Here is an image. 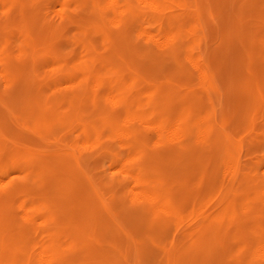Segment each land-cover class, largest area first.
Here are the masks:
<instances>
[{
    "label": "rangeland",
    "instance_id": "374dc122",
    "mask_svg": "<svg viewBox=\"0 0 264 264\" xmlns=\"http://www.w3.org/2000/svg\"><path fill=\"white\" fill-rule=\"evenodd\" d=\"M138 1L0 0V264H264V0Z\"/></svg>",
    "mask_w": 264,
    "mask_h": 264
},
{
    "label": "bare ground",
    "instance_id": "6f19581e",
    "mask_svg": "<svg viewBox=\"0 0 264 264\" xmlns=\"http://www.w3.org/2000/svg\"><path fill=\"white\" fill-rule=\"evenodd\" d=\"M139 1H140V0H139ZM139 1H138V2H139ZM144 1H146V2L149 4V7H150V6H154V7H155V6L158 5V3H157L155 0H144ZM246 1H247V0H246ZM183 3H184V2H183ZM141 4H142V3H141ZM147 6H148V5H147ZM171 6H172V5H171ZM183 7H184V6H183ZM152 8H153V7H152ZM117 12H118V11H117ZM98 13H99V11H98ZM100 13H102V11H101ZM118 14H121V13H117V15H118ZM4 17H5V16H4ZM109 21H111V20H109ZM110 23H111V22H110ZM113 23H114V22H113ZM115 24H117V23H115ZM115 24H114V25H115ZM111 27H112V25H111ZM125 27H126V26H125ZM125 27H124V28H125ZM126 28H127V27H126ZM96 29H98V28H96ZM105 29H107V28H105ZM116 30H117V29H116ZM90 31H91V30H90ZM90 31H89V32H90ZM100 31H101V30H100ZM102 31H103V30H102ZM123 31H124V30H123ZM96 33H97V32H96ZM7 35H8V34H7ZM93 35H95V34H93ZM96 35H97V34H96ZM91 36H92V35H91ZM145 36H146V35H145ZM185 36H186V35H185ZM186 37H187V36H186ZM165 38H166V37H165ZM60 39H61V38H60ZM237 39H238V37H237ZM62 40H63V39H62ZM150 40H154V37L151 36V37H150ZM63 41H64V40H63ZM190 41H191V40H190ZM26 42H27V41H26ZM64 43H65V41H64ZM10 44H11V43H10ZM19 44H21V43H19ZM100 44H101V43H100ZM158 44H159V43H158ZM22 45H23V44H22ZM24 45H25V43H24ZM156 45H157V44H156ZM40 48H41V47H40ZM45 49H46V48H45ZM155 49H158V48L155 47ZM41 50H42V49H41ZM117 50H118V49H117ZM49 51H50V50H49ZM23 52H24V51H23ZM50 52H51V51H50ZM72 52H73V51H72ZM54 53H55V52H54ZM56 53H57V52H56ZM12 54H13V53H12ZM10 55H11V54H10ZM13 55H14V54H13ZM18 55H19V54H18ZM113 56H114V55H113ZM113 56H112V57H113ZM37 57H38V56H37ZM51 60H53V59H51ZM56 60H58V59H56ZM86 65H87V63H86ZM192 65L194 66V68L198 66V65H197V62H192ZM20 67H21V66H20ZM190 67H191V66H190ZM21 68H22V67H21ZM211 69H212V68H211ZM211 69H210V70H211ZM17 70H18V69H17ZM197 70H198V69H197ZM200 72H201V71H200ZM200 72H198V74H199ZM80 73H81V72H80ZM76 74H77V73H76ZM202 75H203V74H202ZM59 77H60V76H59ZM90 77H92V76H90ZM201 77H202V76H201ZM253 77H255V76H253ZM92 78H93V77H92ZM132 79H133V78H132ZM187 79H188V78H187ZM236 79H237V78H236ZM240 79H241V78H240ZM253 79H254V78H253ZM112 81H115V80H112ZM87 84H88V83H87ZM114 84H115V83H114ZM117 84H118V83H117ZM117 84H115V85H117ZM210 86L212 87L211 84H210ZM73 87H74V86H73ZM114 87H115V86H114ZM214 88H215V86H214ZM61 90H62V89H61ZM207 96H208V95H207ZM109 100H110V99H109ZM227 102H228V101H227ZM110 104H111V103H110ZM8 106H9V105H8ZM8 106H6V107L8 108ZM9 108H10V107H9ZM194 109H195V108H194ZM196 110H198V109H196ZM200 111H201V110H200ZM5 112H7V111H5ZM0 119H1V118H0ZM197 119H200V118H197ZM200 120H201V119H200ZM176 121H179V120H176ZM175 123H176V122H175ZM175 123H174V124L171 123L172 125H170V126L168 127V129H165V131L168 130V132H169V128H170V127H175ZM177 124H179V122H177ZM177 124H176V125H177ZM173 125H174V126H173ZM200 125H201V124H200ZM144 126H145V125H144ZM177 126H178V125H177ZM198 126H199V125H198ZM148 128H149V127H148ZM87 129H88V127H87ZM91 129H92V128H91ZM96 129H97V128H96ZM170 129L172 130V128H170ZM88 130H89V129H88ZM148 130H149V129H148ZM156 130L160 131V130H161L160 126H157ZM174 130H175V128H174ZM95 131H97V130H95ZM98 131H99V130H98ZM101 131H102V130H101ZM101 131H99V132H101ZM179 131H180V130H179ZM200 131H201V133H202V131H204V130H200ZM75 132H76V131H75ZM89 132H90V131H89ZM91 132H92V131H91ZM168 132H166V134H167ZM207 132H211V131L209 130V131H207ZM173 133H174V132H173ZM201 133H199V134H201ZM169 134H170V132H169ZM202 134H203V133H202ZM167 135H168V134H167ZM167 135H166V136H167ZM175 135H178V134H175ZM197 136H198V133H197ZM197 136H196V137H197ZM170 137L172 138V136H169V137H167V140H168V138H170ZM201 137H202V135H201ZM119 138H120V137H119ZM171 138H170V139H171ZM199 138H200V137H199ZM199 138H198V139H199ZM117 139H118V138H117ZM170 139H169V140H170ZM172 139H173V138H172ZM99 140H100V139H99ZM132 140H133V139H132ZM169 140H168V141H169ZM174 140H176V139H175V136H174ZM20 141H21V140H20ZM21 142H22V141H21ZM3 146H4V145H3ZM16 151H18V150H16ZM75 154L77 155V152H76ZM86 167H87V166H86ZM3 169H4V168H3ZM3 169L0 168V170H3ZM5 169H6V167H5ZM67 169H69V168H67ZM99 169H100V168H99ZM226 169H227V168H226ZM56 170H57V169H56ZM87 170H88V169H87ZM109 170H110V169H109ZM88 171H90V170H88ZM92 171H95V170H91V172H92ZM115 171L117 172V169H116ZM223 171H224V170H223ZM51 172H52V171H50V173H51ZM60 172H61V171H60ZM97 172H98V171H97ZM109 173H110V172H109ZM16 174H17V172H16ZM42 174H44V173H42ZM101 174H102V173H101ZM92 175H93V174H92ZM10 176H11V175H10ZM39 176H41V174H39ZM90 176H91V175H90ZM35 177H36V176H35ZM144 177H145V176H144ZM6 179H7V178H6ZM53 179H54V178H53ZM53 179H51V180H53ZM55 182H56V181H55ZM58 183H59V182H58ZM133 184H134V183H133ZM131 185H132V184H131ZM131 185H130V186H131ZM0 186H1V184H0ZM132 186H133V185H132ZM132 186H131V188H133ZM139 186H140V185H139ZM109 191H110V190H109ZM112 191H113V190H112ZM119 191H120V190H119ZM129 191H130V190H129ZM110 192H111V191H110ZM131 192H133V191L131 190ZM119 193H120V192H119ZM136 193H137V192H136ZM262 193H264V191H262ZM133 194H135V193L133 192ZM140 194H141V193H139V195H140ZM0 196H1V195H0ZM132 196H133V195H132ZM142 196H143V195H142ZM127 197H128V196H127ZM133 197H136V195L133 196ZM139 197H140V196H139ZM147 198L150 199L149 196H148ZM130 199H131V198H130ZM139 199H140V198H139ZM140 200H141V199H140ZM150 200H154V199H150ZM261 201H262V200H261ZM149 202H150V201H149ZM5 204H6V203H5ZM146 204H147V203H146ZM0 205H1V204H0ZM20 205H21V204H20ZM160 207H161V206H160ZM158 208H159V206H158ZM157 210H158V209H157ZM173 211H175V210H173ZM176 212H177V211H176ZM197 212H198V211H197ZM52 213H53V212H52ZM158 213H159V212H158ZM21 215H22V210H21ZM21 217H22V216H21ZM193 217H194V216H193ZM181 218H182V217H181ZM193 219H194V218H193ZM23 220H24V219H23ZM185 220H186V219H185ZM189 222H190V221H189ZM169 223H170V222H169ZM150 224H151V223H150ZM187 224H188V222H187ZM158 225H160V224H158ZM152 226H153V225H152ZM161 226H163V225H161ZM168 227H169V226H168ZM183 227H184V226H183ZM135 228H136V227H135ZM156 228H157V227H156ZM184 229H185V228H184ZM129 232H130V231H129ZM139 234H140V232H139ZM68 235H69V234H68ZM124 235H125V234H124ZM259 237H260V236H259ZM69 238H70V237H69ZM260 244H261V243H260ZM17 245H18V244H17ZM258 247H259V246H258ZM261 247L264 248V246H262V245H261ZM19 249H20V247H19ZM19 249H18V250H19ZM256 249H257V248H256ZM260 249H261V248H260ZM260 249L258 248V250H260ZM66 250H67V249H66ZM111 250H114V249L112 248ZM114 251H115V250H114ZM257 252H258V251H257ZM259 252H260V251H259ZM38 253H39V255L42 256L44 252H43V251H40V252L38 251ZM18 254H19V253H18ZM255 254H256V253H255ZM43 256H44V255H43ZM41 258H42V257H41ZM44 258H45V257H44ZM35 259H36V258H35ZM35 259H34V260H35ZM47 259H48V258H47ZM47 259H46V260H47ZM46 260H45V261L43 260L42 263H43V262L45 263ZM38 262H39V261H38ZM44 263H43V264H44ZM36 264H37V263H36ZM40 264H41V263H40Z\"/></svg>",
    "mask_w": 264,
    "mask_h": 264
}]
</instances>
